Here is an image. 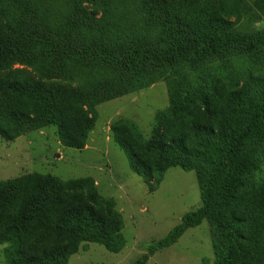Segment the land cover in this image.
<instances>
[{
    "label": "trees",
    "instance_id": "obj_1",
    "mask_svg": "<svg viewBox=\"0 0 264 264\" xmlns=\"http://www.w3.org/2000/svg\"><path fill=\"white\" fill-rule=\"evenodd\" d=\"M262 20L264 0H0V136L55 126L82 150L100 104L165 81L150 136L110 127L152 189L195 172L201 206L157 247L206 221L212 264H264V36L237 27ZM124 224L92 177L0 180L4 264H68L85 242L119 253Z\"/></svg>",
    "mask_w": 264,
    "mask_h": 264
},
{
    "label": "rangeland",
    "instance_id": "obj_2",
    "mask_svg": "<svg viewBox=\"0 0 264 264\" xmlns=\"http://www.w3.org/2000/svg\"><path fill=\"white\" fill-rule=\"evenodd\" d=\"M237 27L257 38L264 36V20L248 25L239 21ZM16 67L32 71L28 67ZM255 67L254 70H260V64ZM168 105L165 81L100 104L96 126L88 140L89 148L82 150L63 146L55 126L29 132L12 142L0 136V180L35 172L63 180L92 177L99 193L115 200L125 222L124 248L113 253L101 244L85 242L68 264H138L144 256L148 258L142 264L213 263L212 233L206 221L188 229L172 246L157 247L187 213L201 206L195 172L170 168L161 184L152 189L132 171L129 155L111 135L112 123L124 120L137 124L145 136H150L156 114ZM3 248L0 244V264L5 263Z\"/></svg>",
    "mask_w": 264,
    "mask_h": 264
},
{
    "label": "crops",
    "instance_id": "obj_3",
    "mask_svg": "<svg viewBox=\"0 0 264 264\" xmlns=\"http://www.w3.org/2000/svg\"><path fill=\"white\" fill-rule=\"evenodd\" d=\"M86 148H89V145H87Z\"/></svg>",
    "mask_w": 264,
    "mask_h": 264
}]
</instances>
